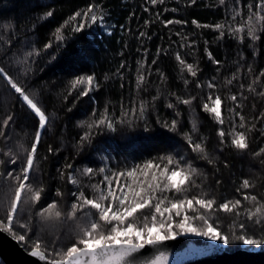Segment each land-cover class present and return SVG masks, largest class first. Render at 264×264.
Masks as SVG:
<instances>
[{
  "label": "snow or ice",
  "instance_id": "snow-or-ice-1",
  "mask_svg": "<svg viewBox=\"0 0 264 264\" xmlns=\"http://www.w3.org/2000/svg\"><path fill=\"white\" fill-rule=\"evenodd\" d=\"M174 2L171 7L167 0H144L141 5L148 18L135 34L140 55L135 61V94L127 102L121 95L118 111L110 100L99 116L92 107L89 121L78 123L81 131L72 134L67 124H57L61 117L54 89L40 86L44 64H50L52 72L60 62L54 53L63 55L65 29L78 34L95 25L112 36L119 27L124 36L133 34L131 28L108 23L112 9L105 0H92L68 15L52 32L54 41L49 39L42 48L35 28L37 40L25 42L18 35L22 22L0 23V95L6 97L0 110V233L21 244L34 264H169V254L160 246L182 237L209 242L190 249L194 256L241 248L264 251V111L257 112L255 103L257 97L264 99V67H255L264 53V0L204 4L223 12L221 22L212 24L179 15L197 6V0H184L183 6L181 0ZM43 7V15L31 19L54 17L50 6ZM129 12V24L140 19L135 10ZM165 13L175 15L165 18ZM156 23L167 29L168 46L157 45L149 61L151 49L145 45L155 35L165 40L163 34L149 31ZM190 26L212 29L214 41H235V58L216 57L205 34ZM128 48L124 42L118 55L125 57ZM184 49L191 51L192 62L182 55ZM169 55L179 66V92L171 90L160 66ZM203 57L215 66L211 74L200 66ZM126 66L127 60L121 59L113 73L121 90ZM109 79L104 76V82ZM85 84L69 101L73 90ZM68 85L65 92L56 93L67 113L81 98L95 102L90 93L105 86L94 73L71 79ZM221 88L227 89L224 95ZM226 100L231 102L227 118L222 113ZM250 100L249 117L244 109ZM198 110L218 126L215 140L201 133ZM102 136L119 137L125 144L106 145L98 140ZM48 140L58 142L54 146ZM256 158L261 167L253 169ZM232 160L248 161L249 170L258 175H244L242 165L237 176ZM145 249L159 254L146 259ZM0 264L6 261L0 259Z\"/></svg>",
  "mask_w": 264,
  "mask_h": 264
},
{
  "label": "trees",
  "instance_id": "trees-1",
  "mask_svg": "<svg viewBox=\"0 0 264 264\" xmlns=\"http://www.w3.org/2000/svg\"><path fill=\"white\" fill-rule=\"evenodd\" d=\"M92 0H0V23H15L22 22L20 27V32L18 35H21L22 39L25 42L36 41L37 35L39 37V47L42 48L43 43L47 42L49 39L54 41V37L51 35L54 32L55 28L58 27L63 21L70 15L72 12L85 8L88 3H91ZM106 6L112 9V18L108 21L109 24H125L126 27H130L132 30V35H121V30L119 27L113 30L112 36H107L103 29H100L97 26H93L91 29H85V31L72 34L70 29H65L64 34L68 37L65 44L61 46L60 53H54L59 59V63L56 65L54 71L49 72L48 68L51 66L48 63L44 64V71L39 75L43 77L40 81V86L50 87L54 89L52 94L53 102L56 104L58 109V115L61 117L57 121L58 126L67 124L68 134L81 131L77 128V124L80 122H88L91 117V108L97 107L99 116V111H102L104 104L107 101H111L117 105V111L119 109L118 102L123 95L125 102L128 101L130 95L135 94V70H136V59L140 58L139 53L136 52V48L139 47V42L135 39L136 30L143 23V19L148 18L147 13H143L141 5L144 3V0H105ZM184 0H181V6H183ZM169 7L175 6L174 0H167ZM213 3L217 4L218 0H197V6H193L186 11L179 13L180 16L184 17L187 20L193 18L197 19L200 22L206 23H215L221 22L223 12L219 7L208 8L204 7V4ZM122 4L126 5V8H122ZM43 5L50 6L48 10H54V17L46 20L31 19L37 16H42L43 12L46 10ZM129 10H135L136 15L140 17L139 20L133 18L129 24L126 21V16L130 14ZM162 10V8H161ZM171 13H165V18L171 17ZM26 19L30 20L29 23H23ZM171 27V26H170ZM193 31L197 33L203 32L206 39L210 43V50L213 51L214 55L218 58H223L225 54L229 56L230 59H234L235 49L237 47L236 42L229 40L227 44L224 41H214L213 36L214 32L212 29H195L194 26H190ZM33 28L37 35H32ZM143 30V29H141ZM149 31L157 32L165 36V40L161 41L158 35L153 37V40L147 43L145 46L151 49L149 54V61L151 59L152 53H154L157 45L163 43L164 47L168 46L167 42V29H163V26L159 23L153 25ZM27 35H24V33ZM194 38V37H193ZM173 39H177L173 37ZM124 42L129 44V48L125 49V57H121L118 53L122 50ZM33 47H38L36 43L32 44ZM175 49L176 46L173 45ZM201 51L197 53L198 56L202 55L203 41H200ZM53 52L52 49L48 50ZM182 55H185L188 62H192V53L191 51L184 49L180 50ZM250 51V50H246ZM121 59L127 60V66L121 71L124 72V81L125 88L120 89V81L113 76L116 68ZM160 66L166 70V74L169 76V84L171 90L179 92L183 88L182 81L179 80V66L175 62L174 58L169 55L166 58H162L160 61ZM200 66L205 69V72L211 74L214 65H211L207 61L206 57L201 59ZM256 70L258 71L260 67H264V53L258 57V62L256 64ZM129 68L131 69L129 71ZM95 74L97 79L105 84L99 92H91L90 96L94 97L95 102H90L88 98L84 97L76 104V107L73 109V112L67 113L61 107V100L56 98V93L65 92L69 87L68 81L75 79L80 75ZM108 75L110 79L107 82H104V76ZM153 84L151 87L155 89V75L151 78ZM245 87L249 83V80L245 78L243 81ZM83 87L87 85H79L77 89L73 90V96L69 97V101L73 99L76 93ZM233 91L238 90V85L234 82L232 87ZM221 94L224 95L227 92V89L221 88ZM6 102V97L0 95V110L3 109V106ZM253 101L245 102L247 107L244 109L246 116H251L250 112L251 103ZM230 101H225L222 104V113L227 118L226 108L230 105ZM255 103L257 104V112L264 111V99L255 98ZM71 106V105H69ZM111 109V105L109 106ZM184 106H181L183 108ZM160 111L162 115H166L165 109L161 106ZM199 111V110H198ZM185 115L184 120H188V111L184 109ZM199 124L201 128V133L204 135H210L213 140H215V129L218 127L215 125V122L208 114H204L202 111H199ZM171 119V117H168ZM190 128V125H188ZM227 127V124L225 125ZM259 128V125H258ZM158 131H164L158 129ZM131 136H137V133H130ZM168 135H171L169 133ZM176 139H179L177 137ZM99 141L104 142L106 145L109 143L115 142L116 144L124 145L125 141L119 139V137L111 136H102L98 137ZM47 142L55 143L58 141L48 140ZM181 143H183L181 141ZM253 148L257 147L256 143H253ZM64 153H62L63 155ZM116 155V153H112ZM79 163V160H77ZM233 170L236 172L237 176L241 175V166L243 165L244 175H253L254 173L249 170L248 161H239L232 160ZM253 169H258L261 167L259 164V158L251 161ZM11 167V166H10ZM53 175L55 174L54 168L51 169ZM4 201L3 191L0 190V203ZM0 216H3V212L0 211ZM21 245V244H20ZM22 246V245H21ZM23 247V246H22ZM24 248V247H23ZM25 249V248H24ZM240 250H256V249H245L241 248Z\"/></svg>",
  "mask_w": 264,
  "mask_h": 264
},
{
  "label": "water",
  "instance_id": "water-1",
  "mask_svg": "<svg viewBox=\"0 0 264 264\" xmlns=\"http://www.w3.org/2000/svg\"><path fill=\"white\" fill-rule=\"evenodd\" d=\"M209 242L197 237H182L176 241H168L160 246V251L169 254V264H264V251L239 250L232 253H220L210 256H194L190 249L198 248ZM159 253L153 249L144 250V258L151 259ZM0 259L6 264H34L35 258L15 240L5 233H0ZM42 264V262H41Z\"/></svg>",
  "mask_w": 264,
  "mask_h": 264
},
{
  "label": "rangeland",
  "instance_id": "rangeland-1",
  "mask_svg": "<svg viewBox=\"0 0 264 264\" xmlns=\"http://www.w3.org/2000/svg\"><path fill=\"white\" fill-rule=\"evenodd\" d=\"M248 251H258V250H248Z\"/></svg>",
  "mask_w": 264,
  "mask_h": 264
}]
</instances>
